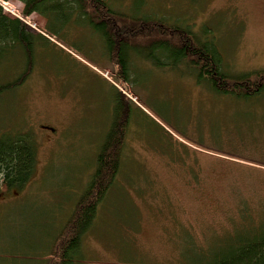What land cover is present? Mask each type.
Here are the masks:
<instances>
[{"label":"rangeland","instance_id":"obj_1","mask_svg":"<svg viewBox=\"0 0 264 264\" xmlns=\"http://www.w3.org/2000/svg\"><path fill=\"white\" fill-rule=\"evenodd\" d=\"M109 1L122 12L190 26L200 38L217 42L233 75L264 69L262 0ZM0 4L48 41L24 84L23 59L10 54L0 60V136L32 130L38 150L25 189L0 197V264H48L119 110L115 91L131 103L120 183L84 239L83 264H178L190 245L184 236L194 234L199 246H208L222 235L237 202L220 180L207 182L209 171L222 174L226 162L242 176L264 172V146L252 142L256 133L240 139L232 129L246 108L199 83L185 61L169 66L163 57L152 64L131 56L127 83L101 35L78 16L64 12L51 35L46 19L22 15L21 2ZM225 152L239 153L241 160ZM194 174L201 186L194 185Z\"/></svg>","mask_w":264,"mask_h":264},{"label":"trees","instance_id":"obj_2","mask_svg":"<svg viewBox=\"0 0 264 264\" xmlns=\"http://www.w3.org/2000/svg\"><path fill=\"white\" fill-rule=\"evenodd\" d=\"M17 1L24 6L22 15L25 18L37 14L46 19L51 35H55L52 25L61 20L64 12L88 23L101 35L107 56L116 64L120 79L127 83L131 81V56L137 59L138 55L141 61L147 60L152 64H160L163 57L169 61V66L185 61L199 83H207L215 95L222 96L229 104L235 101L238 106L241 104L246 108L242 122L233 123V132L240 139L256 133L252 142L264 146V69L233 75L223 63L217 42L200 38L190 26L168 23L147 13L133 12L135 15H131L122 12L115 9L109 0ZM31 30L23 20L7 15L0 5V60L10 54L19 61L23 59L27 73L22 84L30 78L32 68L31 73L28 72L37 51L48 42ZM42 40L44 42L40 43ZM20 79L7 85H17ZM115 92L114 102L119 110L97 154L88 184L52 244L48 264H83L84 239L95 227L99 216L104 214L106 200L120 183L118 178L123 164L131 103L120 92ZM37 154V140L32 130H10L0 136V197L25 189L35 174ZM224 156L235 160L242 157L239 153ZM224 167L227 170L219 175L209 171L207 182L220 180L227 185L237 202V212L230 216L229 228L222 235L213 236L208 246H199L194 234L184 236L190 245L182 250L178 264H264V172H247L257 175L253 178L235 174L233 168L239 167L233 164L225 162ZM200 177L194 174L195 186L203 184Z\"/></svg>","mask_w":264,"mask_h":264},{"label":"water","instance_id":"obj_3","mask_svg":"<svg viewBox=\"0 0 264 264\" xmlns=\"http://www.w3.org/2000/svg\"><path fill=\"white\" fill-rule=\"evenodd\" d=\"M46 129H50L51 131L55 132V130L53 128L50 127H45Z\"/></svg>","mask_w":264,"mask_h":264},{"label":"flooded vegetation","instance_id":"obj_4","mask_svg":"<svg viewBox=\"0 0 264 264\" xmlns=\"http://www.w3.org/2000/svg\"><path fill=\"white\" fill-rule=\"evenodd\" d=\"M262 2L264 3V0H262Z\"/></svg>","mask_w":264,"mask_h":264}]
</instances>
